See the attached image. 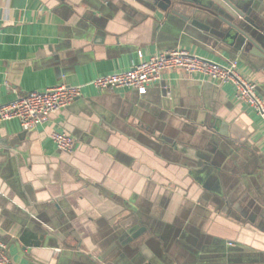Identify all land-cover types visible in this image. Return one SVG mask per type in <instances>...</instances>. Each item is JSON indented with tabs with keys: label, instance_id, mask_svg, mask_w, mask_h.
I'll list each match as a JSON object with an SVG mask.
<instances>
[{
	"label": "crops",
	"instance_id": "crops-1",
	"mask_svg": "<svg viewBox=\"0 0 264 264\" xmlns=\"http://www.w3.org/2000/svg\"><path fill=\"white\" fill-rule=\"evenodd\" d=\"M0 0V105L176 46L238 70L264 100V0ZM66 131L72 152L49 137ZM0 239L12 264H264V126L231 84L165 72L143 94L86 86L22 130L0 122Z\"/></svg>",
	"mask_w": 264,
	"mask_h": 264
},
{
	"label": "built area",
	"instance_id": "built-area-1",
	"mask_svg": "<svg viewBox=\"0 0 264 264\" xmlns=\"http://www.w3.org/2000/svg\"><path fill=\"white\" fill-rule=\"evenodd\" d=\"M172 70H179L185 76L201 75L217 84H231L235 99L248 104L264 126V100L258 94L256 82L241 75L237 60H228L226 65H221L180 46L161 50L147 57L139 52L138 61L129 69L102 74L88 82L74 85L63 83L44 90L29 91L0 105V122L17 119L22 130L27 131L46 122L51 113L70 105L82 95L86 86L98 90L131 88L143 94L149 85L159 81L165 72ZM49 137L58 150H74L75 140L70 133L52 131ZM0 264H12L1 239Z\"/></svg>",
	"mask_w": 264,
	"mask_h": 264
},
{
	"label": "water",
	"instance_id": "water-1",
	"mask_svg": "<svg viewBox=\"0 0 264 264\" xmlns=\"http://www.w3.org/2000/svg\"><path fill=\"white\" fill-rule=\"evenodd\" d=\"M152 3L158 5L162 8H167L172 6V12L182 14L183 19H189L190 11L184 10L182 7L178 5L174 0H149ZM223 2L235 13L240 15L242 12L240 8L237 6V0H223ZM218 18L224 22L228 26V30L226 32V37L229 40V43L233 45L235 43L236 48H240V50H248L252 53H259L264 56V48L261 46V42L257 40L255 37H252L245 29L244 26L238 24L235 20V16H230L224 12H220Z\"/></svg>",
	"mask_w": 264,
	"mask_h": 264
}]
</instances>
